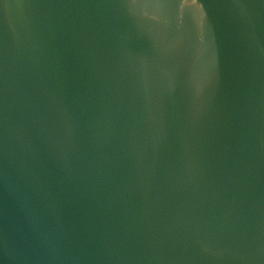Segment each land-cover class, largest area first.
<instances>
[{"label": "water", "instance_id": "1", "mask_svg": "<svg viewBox=\"0 0 264 264\" xmlns=\"http://www.w3.org/2000/svg\"><path fill=\"white\" fill-rule=\"evenodd\" d=\"M0 264H264V0H0Z\"/></svg>", "mask_w": 264, "mask_h": 264}]
</instances>
